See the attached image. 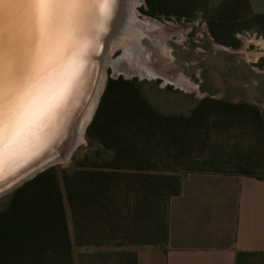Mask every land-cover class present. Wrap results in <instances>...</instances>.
I'll return each mask as SVG.
<instances>
[{"label": "trees", "instance_id": "trees-1", "mask_svg": "<svg viewBox=\"0 0 264 264\" xmlns=\"http://www.w3.org/2000/svg\"><path fill=\"white\" fill-rule=\"evenodd\" d=\"M145 13L188 19L204 0H144ZM210 37L237 46L234 21L264 32V13L247 0L204 8ZM140 82L106 81L86 129L85 152L70 167L48 166L0 204V264H74L64 191L77 245L163 243L168 199L189 172L264 179V117L245 101L204 96L186 113H164ZM79 264H135L133 250L93 251Z\"/></svg>", "mask_w": 264, "mask_h": 264}, {"label": "snow or ice", "instance_id": "snow-or-ice-1", "mask_svg": "<svg viewBox=\"0 0 264 264\" xmlns=\"http://www.w3.org/2000/svg\"><path fill=\"white\" fill-rule=\"evenodd\" d=\"M114 2L25 0L22 33L0 29V184L49 146Z\"/></svg>", "mask_w": 264, "mask_h": 264}, {"label": "rangeland", "instance_id": "rangeland-1", "mask_svg": "<svg viewBox=\"0 0 264 264\" xmlns=\"http://www.w3.org/2000/svg\"><path fill=\"white\" fill-rule=\"evenodd\" d=\"M218 1L220 0H204V8ZM204 8L195 10L192 17L188 19L175 16L166 18L163 15L146 14L145 1L139 2L136 6L138 16H147L160 21L166 27L164 32L169 31L170 36L165 42L158 39V44L150 39L152 44L148 45V51H145L143 57L136 50V46L129 47L134 53L138 52L135 58L142 57L148 60H146L147 63L153 67L151 73L145 68L143 72L127 75L124 71L115 72L114 65L112 67L108 63L103 65L105 78L91 116L81 132L80 139L72 149L52 164L56 171L63 168L68 169L71 161L79 160L85 152L87 126L97 107L106 81L110 78L121 77L140 82L143 96L156 109L164 113H186L198 99L207 96L233 102L245 101L255 105L264 117V32L256 30L245 18L240 17L234 21V25L240 28L234 33L237 46L216 43L207 30ZM146 19L148 18L144 21ZM109 56L111 60L117 58L118 62H124V64L133 59V55L130 58L128 55L124 56L122 47L118 45L111 48ZM152 56L155 59L154 62L151 61ZM8 192L0 194V200ZM62 204L70 234L74 264H79V259L84 258L83 255L88 252L113 251L123 248L133 250L135 245L133 243L117 245L110 242L97 245H77L73 240L71 218L64 191H62Z\"/></svg>", "mask_w": 264, "mask_h": 264}, {"label": "crops", "instance_id": "crops-1", "mask_svg": "<svg viewBox=\"0 0 264 264\" xmlns=\"http://www.w3.org/2000/svg\"><path fill=\"white\" fill-rule=\"evenodd\" d=\"M264 13V0H247ZM135 264H264V179L189 172L167 204L163 243L133 247Z\"/></svg>", "mask_w": 264, "mask_h": 264}, {"label": "bare ground", "instance_id": "bare-ground-1", "mask_svg": "<svg viewBox=\"0 0 264 264\" xmlns=\"http://www.w3.org/2000/svg\"><path fill=\"white\" fill-rule=\"evenodd\" d=\"M140 1L141 0H115L111 5L108 17L102 21V34L93 44V49L84 71L83 87L78 93L69 98L67 108L61 117L63 123L55 130L49 146L28 165L20 169L17 176L26 172L33 164L39 162L40 159L48 155H50L48 158H58L62 156L71 146V141L75 140L76 143L80 139L81 132L91 116V112L93 111L97 96L105 78L103 66L99 76L97 74V68L102 60L104 64L108 63L111 67L114 65L115 72L124 71L127 75L143 72L145 68L149 73L152 72L153 67L151 64L147 63V59L146 61L142 58L143 54H145V51H148L147 47L152 44L151 40L155 43H157L158 39H161V42H165L166 38L170 36V32H164L166 27L163 26L160 21L147 16H138L136 6ZM145 18L148 19L144 21ZM0 29L5 33L7 32L1 24ZM11 34H8V36ZM114 45L122 47L124 56L128 55L130 58V56L133 55V59L130 60L131 62H126L124 64V62H118L116 60L117 58L111 60L109 54ZM132 45L133 47L136 46V50L141 53V58H135L138 52L134 53L132 48H129ZM97 55L98 62L96 61ZM150 58L152 62L155 61L153 56ZM126 64L128 66H126ZM95 78H97L96 83L94 82ZM73 129L75 131H73ZM73 133L74 136L70 139Z\"/></svg>", "mask_w": 264, "mask_h": 264}, {"label": "water", "instance_id": "water-1", "mask_svg": "<svg viewBox=\"0 0 264 264\" xmlns=\"http://www.w3.org/2000/svg\"><path fill=\"white\" fill-rule=\"evenodd\" d=\"M27 11L28 9H27L25 0H3V2L0 3V24L3 25L5 31H7L6 33L4 32L6 36H8V34H11V33H12L11 35L22 33L24 26L26 24ZM97 59H98V55L96 58V61L98 62ZM103 64L104 62L102 60L99 67L97 68L98 76H99V73L101 71ZM96 79L97 78H95V81H94L95 83H96ZM92 91H91V94H92ZM73 131L75 130L73 129ZM74 133L70 136V139L73 138ZM71 142H72L71 146L62 156L58 158H52V157L48 158L50 156L48 155L47 157L40 159L39 162H36L35 164H33V166L29 168L26 172L18 176L16 175L15 177L9 178L4 183L0 184V194L12 190L14 187L19 185L24 180L32 177L35 173L52 165L57 160H60L74 146L75 140Z\"/></svg>", "mask_w": 264, "mask_h": 264}]
</instances>
